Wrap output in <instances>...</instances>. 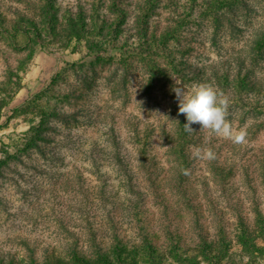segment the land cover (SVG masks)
Segmentation results:
<instances>
[{"label": "rangeland", "instance_id": "obj_1", "mask_svg": "<svg viewBox=\"0 0 264 264\" xmlns=\"http://www.w3.org/2000/svg\"><path fill=\"white\" fill-rule=\"evenodd\" d=\"M194 84L243 142L193 124L180 153L173 89ZM3 88L0 264L118 244L137 264H264V0H0Z\"/></svg>", "mask_w": 264, "mask_h": 264}, {"label": "clouds", "instance_id": "obj_2", "mask_svg": "<svg viewBox=\"0 0 264 264\" xmlns=\"http://www.w3.org/2000/svg\"><path fill=\"white\" fill-rule=\"evenodd\" d=\"M173 91L179 101V113L186 117L187 122L184 124L186 132L194 131L192 125L199 124L200 130L210 131L233 143L243 142L244 130L237 132L227 119L229 105L227 97L217 93L208 84H194L190 88L177 86ZM192 155L197 159L214 158V153L209 148H196Z\"/></svg>", "mask_w": 264, "mask_h": 264}, {"label": "trees", "instance_id": "obj_3", "mask_svg": "<svg viewBox=\"0 0 264 264\" xmlns=\"http://www.w3.org/2000/svg\"><path fill=\"white\" fill-rule=\"evenodd\" d=\"M172 64V63H171ZM20 87H18L17 90H19ZM7 89L3 88L2 91L0 92V97H1V93L6 94ZM36 100V99H35ZM33 101L32 104H30V107H33L36 105V101ZM4 103H2L3 105L5 104V101H2ZM3 110V107H0V112ZM42 117H46L47 114L45 112L42 113ZM184 128V124L182 123V125L179 126V130H178V138H176V143L178 145V148L181 149L180 153H183L182 149L184 148V141H185V137H184V133L185 131H183ZM32 132V130H31ZM186 134V133H185ZM186 137L188 138V136L186 135ZM142 140H137V144H140ZM187 141V139H186ZM142 145H146L145 143H141ZM148 145V143H147ZM36 148H40V146L36 147ZM183 155V154H182ZM117 158H119L120 156L117 154L116 156ZM183 157V156H182ZM141 163H142V167L144 169H149V160L148 157L146 156V154L144 153L142 158H141ZM149 251H150V255H154L155 251L154 249H152L151 247H149ZM136 258H134L133 254L131 251H127L125 249L124 246L118 244L115 248V250H113L112 252H105L102 248H97L93 254H86L84 252H81L77 249L72 250L69 254H67L66 258H59L56 257L54 259H50V257H47L45 259V261H43V264H137L136 260H134ZM30 264H40L39 262H37L36 260H31Z\"/></svg>", "mask_w": 264, "mask_h": 264}, {"label": "crops", "instance_id": "obj_4", "mask_svg": "<svg viewBox=\"0 0 264 264\" xmlns=\"http://www.w3.org/2000/svg\"><path fill=\"white\" fill-rule=\"evenodd\" d=\"M41 58V57H40ZM41 72V68L38 66H34L30 68L28 71L25 73H22V86L20 89L16 92L15 96L16 97H21L22 94H25L27 97L31 98L33 95L36 93V96L33 98V100L36 99V97L41 93L40 89L38 92H35L34 87L37 84V80L39 78V74ZM33 100L23 103L27 107L30 104H32ZM9 106V104H8ZM8 106L4 107L2 110V113L5 112L8 109ZM21 108V107H20ZM15 112V109L12 111L11 115L9 117H3L0 121V162L3 161V157H5L6 152L10 149L9 146V135H11V131L8 130L9 128L7 127L8 122L11 121V119L15 118L13 116ZM6 119V120H5ZM2 120H5L6 122L4 123ZM9 120V121H8Z\"/></svg>", "mask_w": 264, "mask_h": 264}]
</instances>
